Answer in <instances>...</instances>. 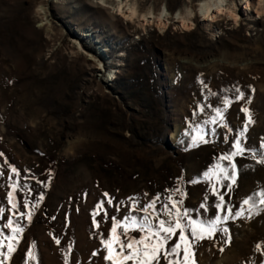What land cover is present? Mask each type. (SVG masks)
<instances>
[{
	"label": "rangeland",
	"instance_id": "obj_1",
	"mask_svg": "<svg viewBox=\"0 0 264 264\" xmlns=\"http://www.w3.org/2000/svg\"><path fill=\"white\" fill-rule=\"evenodd\" d=\"M95 1L0 0V225L18 217L7 198L14 181L20 212L25 200L38 204L31 222L18 220L24 231L8 264H65L66 254L68 264H109L101 237L112 222L101 212L93 225L97 203L122 219L129 197L147 204L159 195V209L178 186L193 219L244 212L199 242L197 264H264V205L255 195L264 192V15L219 18L209 29L195 10L200 0H123L136 10L130 19ZM177 13L187 27L174 23ZM237 88L244 100H235ZM225 98L233 101L226 127L204 123ZM242 107L254 122L240 137ZM197 125L208 143L192 146ZM171 132L180 133L174 142ZM236 139L245 147L231 161L236 185L213 181L226 206L218 212L203 174L217 162L231 172L219 157ZM250 197L255 209L243 204Z\"/></svg>",
	"mask_w": 264,
	"mask_h": 264
},
{
	"label": "snow or ice",
	"instance_id": "obj_2",
	"mask_svg": "<svg viewBox=\"0 0 264 264\" xmlns=\"http://www.w3.org/2000/svg\"><path fill=\"white\" fill-rule=\"evenodd\" d=\"M238 95L235 96L236 101L244 100L245 93L236 89ZM215 95V93H211ZM250 102V98H249ZM233 103V101L225 98L223 100L224 107H216L213 109L214 115L208 120L204 121L206 124L219 125L226 127L225 112L227 108ZM200 112L204 111L203 107L199 108ZM241 112L245 114L246 123L243 131L240 133V137H243L244 132L247 131L254 120L253 115L247 107H242ZM196 113H194V116ZM187 135V133H185ZM201 143H208L205 139L202 129L197 125V135L192 136V146H198ZM235 151L230 154H225L219 157V160L229 161L231 172L227 167L222 166L219 162L210 167L204 174L205 181L211 184V192L213 195H218V203L215 205L216 209H225L224 195L218 194L216 185L213 183L220 182L221 178L230 183L225 184V187L231 189L237 183V168L235 163H231L233 157L243 155L245 147L242 145L241 139H236L233 144ZM2 155V154H0ZM264 163V160L260 161ZM11 172L15 176H19L20 173L15 167H11ZM11 179V177H10ZM182 179V178H178ZM197 183V181H192ZM11 191L7 193L8 202L11 205L9 211L18 213L16 219L13 216H8L6 223L0 225V264H8L11 260L12 254L16 251V247L19 244L20 235L23 233L24 228L18 222L21 218H26L29 222L32 221L33 209L38 207V204L30 205L27 200L24 201L23 207L27 209L26 212H20L16 202L15 193L18 185L14 181L11 185ZM178 194L180 199H173V195ZM107 197V205H113V198L108 193L103 194ZM147 195V194H146ZM260 196L259 203L264 205V192L256 193ZM185 192L179 186L172 190V193L167 197V203L163 204L161 208H157V204L160 201V196L152 198L147 204H141L136 197H129L131 202L130 208L122 219L117 216L109 217L108 212L105 210V202L101 201L97 203L96 209L93 211V225L99 228V222L96 220V216L101 212L104 214V219H111V228L107 237H101V244L106 252L104 260L109 264H197L195 247L203 240H211L214 234L218 231V226L229 219L236 217H242L243 211L232 212L231 209H227L228 214H217L214 219L211 220H197L191 218V209L183 208ZM43 195L39 197L43 200ZM207 199V196L205 197ZM121 204L115 205V210L120 212ZM244 205H250L251 209H255V202L252 198L245 199ZM201 208L206 209V204L202 203ZM136 212H142L143 216H137ZM5 209L0 207V218H3ZM163 216L164 218H161ZM3 229H8L10 234L6 235ZM138 231L140 236L134 237L130 233ZM223 232L227 233L228 229L223 228ZM190 234V235H189ZM173 237H177L176 241L169 244V241L173 240ZM57 244L60 240H55ZM6 249V251L4 250ZM260 249V245H257V250ZM223 251V248L220 249ZM71 249L69 248V253ZM99 254V251L92 253L93 256ZM28 260H35L36 255L30 248L27 253ZM65 264H68V254L65 255Z\"/></svg>",
	"mask_w": 264,
	"mask_h": 264
},
{
	"label": "bare ground",
	"instance_id": "obj_3",
	"mask_svg": "<svg viewBox=\"0 0 264 264\" xmlns=\"http://www.w3.org/2000/svg\"><path fill=\"white\" fill-rule=\"evenodd\" d=\"M92 3L94 0H89ZM99 6H106L105 8L108 9V7L115 6L116 10L119 11L118 14L123 16V18H132L136 14L135 8L128 4L126 9H124L123 0H99L95 1ZM241 6L239 8L236 7V4L233 3V5L230 7L229 3H227V0H200L196 4V12H199V20L209 29H211L213 22H215L219 18H231L233 19L234 23L237 24L238 18L240 15L248 16V18L252 19L254 14H256L257 17L264 15V0H255L254 3H251L249 0H243L241 3ZM236 9H238L236 11ZM195 12V13H196ZM193 10L188 12V14H193ZM224 16V17H223ZM254 16V18L256 17ZM155 17L153 15L147 16V18ZM177 18H173L174 23H179V27H187L184 22V16L182 14L178 15L176 14ZM187 19V18H186ZM141 25V24H140ZM97 55H95L96 57ZM94 58L93 61L94 62ZM99 63H101V60H98ZM106 64L103 63V68H105ZM100 68V67H99ZM175 132V130H174ZM174 132H171L170 134V141L174 142L175 135H179L180 133L176 134ZM176 139V138H175ZM223 260L218 261L217 264H223Z\"/></svg>",
	"mask_w": 264,
	"mask_h": 264
}]
</instances>
